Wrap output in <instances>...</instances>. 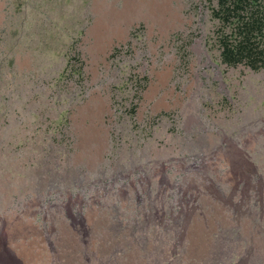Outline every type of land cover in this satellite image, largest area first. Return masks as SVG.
I'll return each mask as SVG.
<instances>
[{"label":"rangeland","instance_id":"obj_1","mask_svg":"<svg viewBox=\"0 0 264 264\" xmlns=\"http://www.w3.org/2000/svg\"><path fill=\"white\" fill-rule=\"evenodd\" d=\"M250 4L264 17V0ZM216 7L0 0V264H264V185L262 211L242 181L255 169L264 184V67L222 60L235 25ZM206 154L209 176L229 167L248 187V214L208 206L176 246L101 231L130 225L128 195L155 167Z\"/></svg>","mask_w":264,"mask_h":264},{"label":"flooded vegetation","instance_id":"obj_2","mask_svg":"<svg viewBox=\"0 0 264 264\" xmlns=\"http://www.w3.org/2000/svg\"><path fill=\"white\" fill-rule=\"evenodd\" d=\"M184 162L183 159H173L155 167L128 195L129 210L134 213L130 225L124 226L114 220L107 222V226L101 231L120 233L122 229H128L131 233H144L145 238L149 233L158 232V236H173V245L176 246L181 245L183 235L187 230L194 228L196 222L202 220L207 223L208 217L212 216L205 211L208 206H211L213 211L214 206L220 204V209L229 215L230 219L233 218L234 211L237 214L249 213V189L239 181L235 186L229 185L225 176L231 168L216 170L214 176H209L205 166L214 161L207 154L200 156L193 164L187 165ZM251 173L247 169L242 170V181L248 185L257 182V196L254 198L263 211L264 184L255 169ZM200 179L204 181L201 182ZM199 183L204 189L199 188ZM236 194L240 195L234 202ZM106 239V234H101V242ZM250 253L251 248H248L246 254Z\"/></svg>","mask_w":264,"mask_h":264},{"label":"trees","instance_id":"obj_3","mask_svg":"<svg viewBox=\"0 0 264 264\" xmlns=\"http://www.w3.org/2000/svg\"><path fill=\"white\" fill-rule=\"evenodd\" d=\"M251 0H216L212 14L224 25H235L231 35L221 33L222 60L234 65L245 61L252 69L264 67V49L256 34L264 38V17L245 15Z\"/></svg>","mask_w":264,"mask_h":264},{"label":"water","instance_id":"obj_4","mask_svg":"<svg viewBox=\"0 0 264 264\" xmlns=\"http://www.w3.org/2000/svg\"><path fill=\"white\" fill-rule=\"evenodd\" d=\"M246 261H247V257L243 258V259L239 262V264H245Z\"/></svg>","mask_w":264,"mask_h":264}]
</instances>
